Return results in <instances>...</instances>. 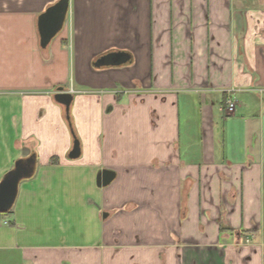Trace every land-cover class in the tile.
Returning a JSON list of instances; mask_svg holds the SVG:
<instances>
[{"label":"crops","instance_id":"1","mask_svg":"<svg viewBox=\"0 0 264 264\" xmlns=\"http://www.w3.org/2000/svg\"><path fill=\"white\" fill-rule=\"evenodd\" d=\"M58 1L0 0V264H264V0H68L42 48Z\"/></svg>","mask_w":264,"mask_h":264},{"label":"water","instance_id":"2","mask_svg":"<svg viewBox=\"0 0 264 264\" xmlns=\"http://www.w3.org/2000/svg\"><path fill=\"white\" fill-rule=\"evenodd\" d=\"M68 10V0H59L53 6L43 12L37 22L40 46L45 48L51 39L61 29ZM130 60V54L124 51L109 52L98 58L94 63V68L119 67L125 65ZM72 96L64 92L63 88H58L54 95V100L65 108L66 119H69L68 112ZM73 146L68 154L70 159L79 157V142L73 135ZM35 168V155L18 160L14 163L13 169L8 171L0 181V214L8 212L14 205L19 183L32 176ZM115 174L109 170H101L96 177L97 187H106L114 179Z\"/></svg>","mask_w":264,"mask_h":264},{"label":"built area","instance_id":"3","mask_svg":"<svg viewBox=\"0 0 264 264\" xmlns=\"http://www.w3.org/2000/svg\"><path fill=\"white\" fill-rule=\"evenodd\" d=\"M235 104L232 100H227V112L228 113H232L234 110ZM246 242H248V240H246Z\"/></svg>","mask_w":264,"mask_h":264},{"label":"rangeland","instance_id":"4","mask_svg":"<svg viewBox=\"0 0 264 264\" xmlns=\"http://www.w3.org/2000/svg\"><path fill=\"white\" fill-rule=\"evenodd\" d=\"M2 217V220H9V219H11V213H9V214H7V215H2L1 216ZM38 243H40V241H31V244H38Z\"/></svg>","mask_w":264,"mask_h":264},{"label":"trees","instance_id":"5","mask_svg":"<svg viewBox=\"0 0 264 264\" xmlns=\"http://www.w3.org/2000/svg\"><path fill=\"white\" fill-rule=\"evenodd\" d=\"M30 156H31V155H30ZM32 175H33V174H32ZM31 177H32V176H31ZM11 210H12V208H11L8 212H6V213H4V214H0V216L9 214V213L11 212Z\"/></svg>","mask_w":264,"mask_h":264}]
</instances>
